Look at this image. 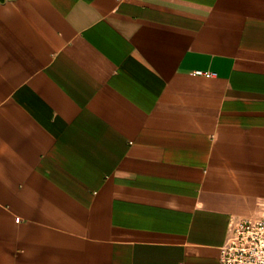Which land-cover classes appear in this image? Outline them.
Returning <instances> with one entry per match:
<instances>
[{"label": "crops", "instance_id": "1", "mask_svg": "<svg viewBox=\"0 0 264 264\" xmlns=\"http://www.w3.org/2000/svg\"><path fill=\"white\" fill-rule=\"evenodd\" d=\"M242 219L264 0H0V264H222Z\"/></svg>", "mask_w": 264, "mask_h": 264}, {"label": "built area", "instance_id": "2", "mask_svg": "<svg viewBox=\"0 0 264 264\" xmlns=\"http://www.w3.org/2000/svg\"><path fill=\"white\" fill-rule=\"evenodd\" d=\"M195 74L214 76L200 71ZM219 260L222 264H264V219L230 222Z\"/></svg>", "mask_w": 264, "mask_h": 264}]
</instances>
